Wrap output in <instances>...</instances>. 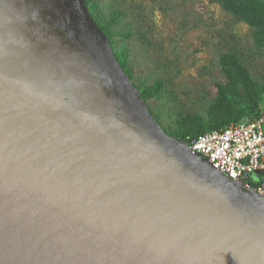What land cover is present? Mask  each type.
Wrapping results in <instances>:
<instances>
[{
    "label": "water",
    "instance_id": "obj_1",
    "mask_svg": "<svg viewBox=\"0 0 264 264\" xmlns=\"http://www.w3.org/2000/svg\"><path fill=\"white\" fill-rule=\"evenodd\" d=\"M10 32L78 58L108 109L0 68V264H264V197L160 127L83 0H0Z\"/></svg>",
    "mask_w": 264,
    "mask_h": 264
},
{
    "label": "rangeland",
    "instance_id": "obj_2",
    "mask_svg": "<svg viewBox=\"0 0 264 264\" xmlns=\"http://www.w3.org/2000/svg\"><path fill=\"white\" fill-rule=\"evenodd\" d=\"M12 1L22 6V0ZM47 4L48 0H27L31 11L44 12ZM86 6L96 26L94 18L107 29L108 37L99 28L113 54L125 57L130 74L123 71L129 82L139 95L151 92L147 99L141 98L170 136L185 116L201 115L207 120L218 95L217 84L230 80L221 62L223 55L236 57L252 80L264 84V45L256 47L254 27L214 0H88ZM16 35L5 33L0 41L14 46ZM44 41L47 47L22 44L2 49L0 65L43 78L108 109L78 58L50 39ZM236 87L241 90V83ZM250 178L259 181L254 175Z\"/></svg>",
    "mask_w": 264,
    "mask_h": 264
},
{
    "label": "trees",
    "instance_id": "obj_3",
    "mask_svg": "<svg viewBox=\"0 0 264 264\" xmlns=\"http://www.w3.org/2000/svg\"><path fill=\"white\" fill-rule=\"evenodd\" d=\"M233 14L238 19L254 27V42L256 47L264 45V0H214ZM85 5L88 0H83ZM104 35L108 37V31L94 18ZM99 29V30H100ZM121 68L128 71L125 57L114 54ZM221 62L226 66L225 72L229 77L226 85L217 84L218 95L210 105L207 120L204 116H185L179 120L177 132L173 137L182 140L188 136H195L205 131L219 128L235 122L243 117L256 116L259 114L261 105H264L262 94L264 84L252 80L232 55H223ZM237 83H241V90L237 89ZM151 92L144 90L141 97L147 99ZM238 104L239 107H235Z\"/></svg>",
    "mask_w": 264,
    "mask_h": 264
},
{
    "label": "built area",
    "instance_id": "obj_4",
    "mask_svg": "<svg viewBox=\"0 0 264 264\" xmlns=\"http://www.w3.org/2000/svg\"><path fill=\"white\" fill-rule=\"evenodd\" d=\"M180 141L190 153L204 158L218 175L264 197V182H252L250 178L264 173V107L256 116Z\"/></svg>",
    "mask_w": 264,
    "mask_h": 264
},
{
    "label": "crops",
    "instance_id": "obj_5",
    "mask_svg": "<svg viewBox=\"0 0 264 264\" xmlns=\"http://www.w3.org/2000/svg\"><path fill=\"white\" fill-rule=\"evenodd\" d=\"M0 68L2 69H7V67L0 65ZM254 177L258 178V180L263 181L264 179V173L263 174H259V175H255Z\"/></svg>",
    "mask_w": 264,
    "mask_h": 264
}]
</instances>
